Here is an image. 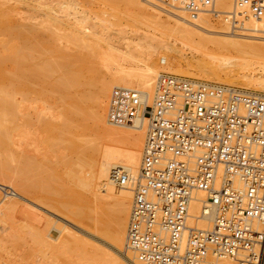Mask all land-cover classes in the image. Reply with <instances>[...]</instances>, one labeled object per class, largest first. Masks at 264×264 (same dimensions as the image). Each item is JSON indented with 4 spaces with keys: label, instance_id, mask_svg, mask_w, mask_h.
Segmentation results:
<instances>
[{
    "label": "bare ground",
    "instance_id": "1",
    "mask_svg": "<svg viewBox=\"0 0 264 264\" xmlns=\"http://www.w3.org/2000/svg\"><path fill=\"white\" fill-rule=\"evenodd\" d=\"M82 1L0 0V180L103 236L111 246L66 227L71 240L54 243L49 233L55 223L51 217L33 212L29 219L25 211L16 217L21 203L13 198L7 204L11 210L3 207L5 211L0 212H7L3 215L17 222L16 231L28 234L38 245L44 264H145L128 245V230L134 205L132 181L141 172L148 119L139 115L129 124L111 122V94L116 87L132 88L141 93L144 104H152L163 73L211 84L229 83L247 93L264 94V26L238 0H225L226 8H219V0H214V10L225 16L215 23L212 12L190 18L179 9L183 13L178 18L171 19L169 14L165 21L160 17L162 9L147 15L136 8V14L134 4H146L143 0L113 1L114 9L132 20L194 46L209 39L206 33L223 36L217 39V52L207 49L209 59L188 58L167 37L158 39L159 34L158 38L146 33L129 40L126 31L110 26L114 22L109 19L101 20L100 30ZM43 11L41 17L33 14ZM230 15L234 17L231 22ZM45 32L48 37L41 35ZM112 35L118 38L111 39ZM100 68L106 74L101 76ZM116 171L131 180L119 183ZM219 173L217 185L222 183V166ZM206 203L207 194L196 191L190 204V225L212 227L216 210L204 211ZM120 212L122 220L115 218Z\"/></svg>",
    "mask_w": 264,
    "mask_h": 264
},
{
    "label": "built area",
    "instance_id": "2",
    "mask_svg": "<svg viewBox=\"0 0 264 264\" xmlns=\"http://www.w3.org/2000/svg\"><path fill=\"white\" fill-rule=\"evenodd\" d=\"M174 2L190 18L218 14L214 0ZM238 2L264 26V0ZM108 114L115 124L148 119L128 230L141 261L264 264V94L163 73L152 104L136 89L116 87ZM114 175L121 184L131 180ZM196 191L209 198L204 211L216 210L211 228L189 224Z\"/></svg>",
    "mask_w": 264,
    "mask_h": 264
},
{
    "label": "rangeland",
    "instance_id": "3",
    "mask_svg": "<svg viewBox=\"0 0 264 264\" xmlns=\"http://www.w3.org/2000/svg\"><path fill=\"white\" fill-rule=\"evenodd\" d=\"M82 1V0H81ZM113 1L114 0H87V2H86V0L84 1V4H85V7H88V9H87V11H88V13H89V15H90V17H92V19H94V21L95 22H97L96 24L99 26V29L101 30L102 29V21L101 20H103V19H109V20H111L112 22H114L115 23V26L114 25H112V24H114V23H112V24H110V26L112 27L113 26V28H116V29H119V32H122V31H120L121 29L123 30V31H126L127 32V37H128V39L129 40H131V39H135V41H136V39L138 40V37L137 36H140V35H142V34H152V35H154V36H156L157 34H159L158 36H161V37H157L156 36V38H158V39H163V38H165V37H167V38H165V39H167V40H169L171 43H173V44H176L177 46H178V48H180V49H182V52L188 57V58H191V57H193V56H195L196 58H200V59H209V58H207L208 56H206L207 54L206 53H208V52H210V50H211V52L210 53H215V52H217L216 51V47L219 45V42H218V40H220V39H224V38H222L223 36H220L219 37V35H217L215 32H210L211 33V35L209 34V36H208V34L206 33L205 35L207 36V37H209V39L208 40H206V41H202L201 42V44H195V46H194V43H192L191 41H184V40H182V38H181V40H180V38H177V37H175V36H172V34H169V35H171V37H169V36H165V35H163L162 33L160 34V32L158 31H154V29H153V26H151V25H148V24H145V22L143 23L142 21H135V20H132L131 18H130V16H127V14H125L124 12H122V11H119L120 9L118 8V9H114V8H116V7H113ZM168 1V2H167ZM224 1L225 0H219V2H218V7L219 8H221V7H224V8H226V6L224 5ZM143 2L145 3L146 2V4H143V5H145V6H143V5H141L140 3H137L136 2V4H134V10L135 11H137L136 10V8H139V9H142L147 15H149V14H154V11H155V9H158V10H161V11H163V13L164 14H162V15H160V17L161 18H163V20H165L167 17L169 18V14H170V17H171V19H173V17H175V18H178L179 17V15L181 14V13H183L182 11L184 10L183 8H180V6H177V5H175L176 3L174 2V0H173V2L171 1V0H143ZM79 3L81 4V7L82 8H84V6H82V3H83V1H82V3L79 1ZM89 4V5H87V4ZM233 3H234V0H233ZM11 4H14V1H12L11 2ZM225 4H227V2L225 3ZM168 5H170V6H168ZM173 5V6H172ZM161 6H163V7H161ZM86 9V8H85ZM90 9V10H89ZM153 9V10H152ZM182 10V11H180V10ZM92 12V13H91ZM120 12V13H119ZM122 12V13H121ZM139 11H137L136 12V14L138 13ZM184 14H181V15H185L187 12L184 10ZM105 13V14H104ZM119 13V14H118ZM33 14H35L36 16H40L41 17V15L43 16L44 15V11L43 12H35V13H33ZM133 14H134V12H133ZM155 14H157L156 12H155ZM188 14V13H187ZM219 14V13H218ZM218 14H210L211 15V18L212 19H214V23L215 22H218V21H220V20H224L225 19V16L224 15H221V14H219L220 16H218ZM92 15V16H91ZM158 15V14H157ZM214 15V16H213ZM217 15V16H216ZM100 17V18H99ZM108 17V18H107ZM155 17V16H154ZM159 17V18H160ZM120 20V21H119ZM217 20V21H216ZM166 21V20H165ZM26 22V21H25ZM101 22V23H100ZM230 22H231V17H230ZM120 23V24H119ZM122 25V26H121ZM112 28V33L114 32V34L116 33V35L118 34V30L116 31L115 29H113ZM149 30V31H148ZM133 31V33H131V34H128V33H130V32H132ZM141 31V32H140ZM239 31H242V30H240L239 29ZM111 33V34H112ZM124 33V32H123ZM141 33V34H140ZM241 33V32H240ZM263 34H264V32H262ZM48 32L46 33H42L41 35L43 36H45V37H48ZM111 34L109 33V35L111 36ZM133 34V35H132ZM216 34V35H215ZM168 35V34H167ZM117 36H120L119 34L117 35ZM44 37V38H45ZM173 37V38H172ZM118 38V37H114L113 35H112V38L111 39H114V40H116V39ZM119 38H121V36L119 37ZM170 38V39H169ZM212 39V40H211ZM218 39V40H217ZM14 40H16V39H14ZM211 40V41H210ZM149 41V40H148ZM178 41V42H177ZM187 42H189V43H187ZM146 43V42H145ZM207 43V44H206ZM209 43V44H208ZM186 44H188V46L186 45V47H185V45ZM190 44H192V46L190 45ZM211 44V45H210ZM205 45V46H204ZM215 45H217V46H215ZM190 46V47H189ZM183 47V48H182ZM200 47V48H199ZM204 47H206V49L204 48ZM190 50H189V49ZM193 48V49H192ZM205 50H204V49ZM77 50H78V48H76ZM195 49V50H194ZM207 49H208V52H206L207 51ZM192 50V51H191ZM185 51H187L186 53H185ZM197 51V52H196ZM214 51V52H213ZM96 53H98L97 54V56H99V54H100V50H97V51H95ZM201 52L203 53V54H201ZM193 53V54H192ZM191 54V55H190ZM206 54V55H205ZM190 55V56H189ZM96 61H99V59L97 58L96 59ZM115 63V62H114ZM114 63H112L111 65H112V68H115L116 67V63L114 64ZM161 64H162V66L164 67L165 65H166V63H160V66H161ZM96 65H98V63L96 64ZM98 67H101L100 65L98 66ZM100 70V75L102 76V75H104V74H106V70H104V69H102V68H100L99 69ZM102 70V71H101ZM108 71V70H107ZM110 71H108L107 73H109ZM210 82V81H209ZM211 82H214V81H211ZM215 83V82H214ZM216 83H219V84H224V85H228V86H234V87H238V88H241V89H243V87H240V86H235V85H232V84H229V83H221V82H216ZM87 88V87H86ZM84 90H86V89H84ZM88 90V89H87ZM80 131V130H79ZM8 184H6V183H4V182H2L1 180H0V201H1V203H0V205H2L1 206V208H0V210H4L5 211V209H6V211H10L11 209V207H9V205H7V204H9V202L10 201H12L11 199L13 198V200H16V201H18V202H20L21 203V205H20V207L18 208V209H16V211L14 212V215H16V217H22L23 216V213H27L28 214V217H29V219H31V217H33L34 216V213L33 212H39V213H42V214H44L45 216H47V217H51L50 219L51 220H53L55 223H54V227H52V229L50 230V240H52V242H54V243H59V241H70L71 240V238H70V234L69 233H66L67 231L64 229V227H66L67 229L69 228V229H71V230H73V231H75V232H77L78 234H82L83 235V233H86V234H89V235H92V236H94L95 238H97L98 240H100V241H102L103 243H106L107 245H110L111 246V243L108 241V240H106L103 236H101V235H99V234H93V233H90L89 231V229L86 227V226H83V225H81V224H78L77 222H75L74 220H72L71 218H69V217H65L64 215H62V214H60V213H58L57 211H54V210H52L51 208H48V206H46L45 204L43 205L42 203H39L35 198H33L32 196H30V195H27L26 196V194H24V193H21V192H19V191H17L16 189H13L12 187H9V186H7ZM22 195V196H21ZM30 196V197H29ZM18 198V199H17ZM7 199V200H6ZM9 199H10V201H9ZM23 199V200H22ZM8 202V203H7ZM5 203V204H4ZM132 203H133V201H132ZM4 204V205H3ZM25 204V205H24ZM24 206V207H23ZM3 207H5V209L3 208ZM9 207V208H8ZM32 210V211H31ZM41 210V211H40ZM4 211H2V212H0V233H1V237H0V263L1 264H44L43 263V259H42V262L40 261V259L42 258V256H41V253L40 252H38L37 250H38V248H37V246L38 245H35V243H33L34 241L32 240V238L30 237H28V234L27 235H23V233L21 234V232L20 233H18L17 231H18V229L16 228L15 229V227L16 226H18V224H17V222L16 221H14V220H12L10 217H7V216H4L3 214H7V212H4ZM25 211V212H24ZM29 211H31V212H29ZM46 213V214H45ZM51 214V215H50ZM60 214V215H59ZM48 215H50V216H48ZM118 215H120L119 217H118ZM123 215V213H117V215H116V217L115 218H117L118 220H122V216ZM1 216H4V217H7L8 219H10V221L12 222H9L8 220H7V218L6 219H4L3 217L1 218ZM71 219V220H70ZM2 221V222H1ZM13 222H15V224L13 223ZM32 222H34V221H32ZM128 222H129V220H128ZM36 223V222H35ZM12 224H14V225H12ZM17 224V225H16ZM37 224V223H36ZM38 224H40V223H38ZM2 228V229H1ZM6 230H5V229ZM7 228H9V229H7ZM11 228H14L13 229V231H11ZM75 228V229H74ZM7 230H9V231H7ZM17 230V231H16ZM3 231H4V233H3ZM8 233H7V232ZM11 231V232H10ZM16 233H15V232ZM82 232V233H81ZM14 233V234H13ZM9 234V235H8ZM11 234V235H10ZM67 234V235H66ZM86 234H84V235H86ZM16 235V236H15ZM19 235V236H18ZM65 235V236H64ZM24 237V239H27V241L26 240H23L22 241V239L23 238H20V237ZM14 237L16 238H18V239H20V241L18 240L17 241V238L16 239H14ZM68 237H69V239H68ZM2 238V239H1ZM8 238H10V239H8ZM13 240H12V239ZM63 238V239H62ZM67 239V240H66ZM12 240V241H11ZM32 240V241H31ZM54 240V241H53ZM4 241V242H3ZM7 241V242H6ZM3 242V244H1ZM9 242H10V244L12 245V247H11V245L9 244ZM19 242V243H18ZM25 242V243H24ZM28 242V243H27ZM34 244V246H32L33 244ZM109 243V244H108ZM18 244V245H17ZM23 244V245H22ZM31 244V245H30ZM6 247H5V246ZM28 245H29V247H28ZM30 246H32V247H30ZM3 247H4V250H2L3 249ZM9 247V248H8ZM28 247V248H27ZM2 248V249H1ZM7 248V249H6ZM23 248V249H22ZM25 248H26V250H25ZM30 248H32V249H34V250H30ZM29 249V250H28ZM2 250V251H1ZM24 251H26L25 253H24ZM30 251H31V253H30ZM7 252V253H6ZM34 252V253H33ZM28 253V254H27ZM40 253V254H39ZM8 254V255H7ZM10 255V256H9ZM27 255V256H26ZM34 255V256H33ZM4 256V257H3ZM33 256V257H32ZM40 256H41V258H40ZM28 257H29V260H28ZM5 259V260H4ZM23 259V260H22ZM26 259H27V261H26ZM33 259V262L31 261ZM35 259V260H34ZM9 262H8V261ZM62 260L64 261V259L62 258ZM5 261H7V262H5ZM26 261V262H25ZM35 262V263H34ZM40 262V263H39Z\"/></svg>",
    "mask_w": 264,
    "mask_h": 264
}]
</instances>
